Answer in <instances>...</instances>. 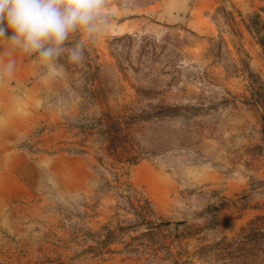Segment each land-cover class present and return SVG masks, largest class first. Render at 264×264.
Returning a JSON list of instances; mask_svg holds the SVG:
<instances>
[{"label":"rangeland","instance_id":"1","mask_svg":"<svg viewBox=\"0 0 264 264\" xmlns=\"http://www.w3.org/2000/svg\"><path fill=\"white\" fill-rule=\"evenodd\" d=\"M103 12L51 61L17 47L0 264H264V0Z\"/></svg>","mask_w":264,"mask_h":264},{"label":"clouds","instance_id":"2","mask_svg":"<svg viewBox=\"0 0 264 264\" xmlns=\"http://www.w3.org/2000/svg\"><path fill=\"white\" fill-rule=\"evenodd\" d=\"M104 6L105 0H0V38L51 61L70 33L92 34L99 22L107 21ZM82 48L83 41L70 50L72 61L82 58Z\"/></svg>","mask_w":264,"mask_h":264},{"label":"crops","instance_id":"3","mask_svg":"<svg viewBox=\"0 0 264 264\" xmlns=\"http://www.w3.org/2000/svg\"><path fill=\"white\" fill-rule=\"evenodd\" d=\"M9 35H11L10 29ZM15 56H17V47L11 45L7 38H0V95L2 97L0 109L5 111L3 116L0 115L2 118L4 117L0 122L6 125L13 124V114H15V108L10 106L6 99V97L11 98L10 93L12 92L6 87L11 85L12 78L20 79L21 82L29 77L30 74V70H27V65L23 64V62ZM9 65H11V67H9ZM15 65L18 66V69H21V72H18ZM31 87V84H28V86L26 85L24 88H21V91H23L24 95L29 94L31 93ZM18 124L20 125L21 123Z\"/></svg>","mask_w":264,"mask_h":264},{"label":"trees","instance_id":"4","mask_svg":"<svg viewBox=\"0 0 264 264\" xmlns=\"http://www.w3.org/2000/svg\"><path fill=\"white\" fill-rule=\"evenodd\" d=\"M263 44V43H262Z\"/></svg>","mask_w":264,"mask_h":264}]
</instances>
